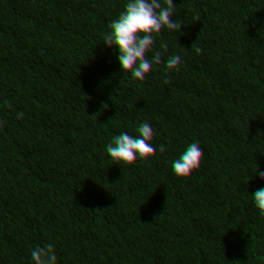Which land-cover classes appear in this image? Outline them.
Segmentation results:
<instances>
[{"label": "trees", "instance_id": "trees-1", "mask_svg": "<svg viewBox=\"0 0 264 264\" xmlns=\"http://www.w3.org/2000/svg\"><path fill=\"white\" fill-rule=\"evenodd\" d=\"M225 238L264 264V26L0 0V264H234Z\"/></svg>", "mask_w": 264, "mask_h": 264}, {"label": "clouds", "instance_id": "clouds-1", "mask_svg": "<svg viewBox=\"0 0 264 264\" xmlns=\"http://www.w3.org/2000/svg\"><path fill=\"white\" fill-rule=\"evenodd\" d=\"M223 13L227 21L238 22L246 17L250 23L264 26V0H252L251 8L244 7L242 0H222ZM146 32L143 25V14L138 8L129 9L128 35L138 38ZM132 122L123 124L124 128L131 127ZM217 250L231 257L234 264H246V254L241 242L234 238H225L217 242Z\"/></svg>", "mask_w": 264, "mask_h": 264}]
</instances>
